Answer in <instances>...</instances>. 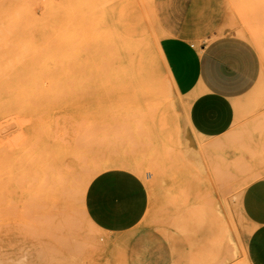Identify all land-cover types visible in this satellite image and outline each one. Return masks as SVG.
<instances>
[{
  "label": "rangeland",
  "instance_id": "374dc122",
  "mask_svg": "<svg viewBox=\"0 0 264 264\" xmlns=\"http://www.w3.org/2000/svg\"><path fill=\"white\" fill-rule=\"evenodd\" d=\"M153 2L0 0V90L37 93L0 99V264H253L259 227L243 215L239 193L262 171L256 164L263 138L240 132L210 138L190 128L189 99L177 93L158 55ZM225 2L213 36L252 34L255 40H247L264 62V0ZM137 47L145 58L135 61V77ZM257 96L264 99V81ZM59 126L67 140L89 139L97 153L140 165L141 172L111 163L90 177L126 168L142 178L149 205L134 228L113 233L89 222L83 202L90 179L79 191L78 171L52 211L44 171L22 184L30 145ZM213 140L220 145L199 151ZM62 142L59 147L70 148ZM210 174L222 180L212 186Z\"/></svg>",
  "mask_w": 264,
  "mask_h": 264
},
{
  "label": "crops",
  "instance_id": "0c3cea01",
  "mask_svg": "<svg viewBox=\"0 0 264 264\" xmlns=\"http://www.w3.org/2000/svg\"><path fill=\"white\" fill-rule=\"evenodd\" d=\"M153 12L175 90L189 99L190 128L210 138L235 132L263 138L257 166L262 172L244 189L240 205L243 215L259 227L251 241L253 264H264V99L257 96L264 81L263 58L243 37L213 36L225 17V0H154ZM83 203L96 227L121 233L144 218L149 193L135 172L111 168L90 180Z\"/></svg>",
  "mask_w": 264,
  "mask_h": 264
},
{
  "label": "bare ground",
  "instance_id": "6f19581e",
  "mask_svg": "<svg viewBox=\"0 0 264 264\" xmlns=\"http://www.w3.org/2000/svg\"><path fill=\"white\" fill-rule=\"evenodd\" d=\"M84 5H85V3H84ZM85 6H87V4ZM242 34H243V36H246L248 38L251 37L252 40H255V39H253L254 37L252 36V34L249 35L246 32H243ZM257 42L258 41L254 42V43L256 44ZM158 53H159L158 55L160 56V59H162L163 63L165 64L166 61L164 59H166V58L163 57L164 55L162 54L163 52H161V49L158 50ZM131 57L132 58L134 57V59H135L134 61L131 59V72H132L134 70L135 61L141 62L145 58L143 49L137 47V50H135L134 54H132ZM165 67H166L167 71L170 72V70H169L170 68L167 67V64H165ZM132 75H134L136 77V71H133ZM173 85L175 88V84H173ZM156 93H157L156 101L158 102V104H160L161 101L164 100V98H165L164 93H163V88H161L159 86L156 90ZM35 96H37V93L33 89H19L17 91L0 90V99L2 97H7V98H11V99H23V98L30 99V98H33ZM65 133H67L66 130L59 126L55 130V135H50L49 137L43 138V139L36 138L32 142V144L30 145L29 154H27L25 156V165L23 168L25 175H23L22 184H23V182H27L28 180L32 179L39 169L44 171V173H45V194H46V202H47V206H48L49 211H52L55 208V206H56V204L60 198H64V196L67 195V188H68L67 186L69 185V179L71 180V177L73 176V174L76 171H78L79 174H81V176H82L80 179V183L82 186H80L79 191L83 190L85 183H87V181L89 179L91 180L90 177H91L92 173L97 168H101L107 164L120 163V164L127 166V167H130L136 171H139V172L142 171L140 165L136 162H132V161H129V160L124 159V158H118V157H114V156H105L104 154L97 153L96 151H94L89 146V139H88V143L84 142V139H83V141L82 140L80 141V139H76V137L73 140L72 139L67 140L65 138ZM88 134H90V133H88ZM82 136L87 137L88 135L83 134ZM62 140L63 141H69L70 148L59 147V146H62V147L64 146V145H62L63 144ZM220 143H221V140H213V141H210V142H207L204 144H200L198 146L199 151L204 153L205 151L213 150L215 147H218V145H220ZM26 151H27V149H26ZM195 159H197V158H195ZM256 163H258V162H256ZM0 164H3V162L1 163V161H0ZM256 165H258V164H256ZM2 168L3 167L1 165L0 169H2ZM260 170H261V168H260ZM254 173H256V172L254 171ZM257 173H258V171H257ZM259 174H261V173H259ZM263 174H264V172H263ZM254 175L255 174H253V176ZM255 177L257 178V175ZM255 177L254 178L252 177V179L250 181H247L244 183V185H243L244 189L247 187V185L253 179H255ZM219 179L222 180L220 177L219 178L214 177L212 174H210L209 184H212V186H214L217 182L220 181ZM89 181H88V183H89ZM88 183H87L86 187L88 186ZM244 189L239 193V200L240 201H241V196H242ZM84 191H85V188H84ZM50 216H49V219L51 220ZM89 222L92 225H94L90 220H89ZM53 225L55 226V224H53ZM49 226H50V224H49ZM57 227H58V225H57ZM218 236L219 237L214 238V245H215L214 247L217 251L220 250V246H221V235H218ZM156 247H157V245H156ZM157 249H158V247H157ZM158 251H159V249H158ZM161 253L162 252L159 251V255H161Z\"/></svg>",
  "mask_w": 264,
  "mask_h": 264
}]
</instances>
